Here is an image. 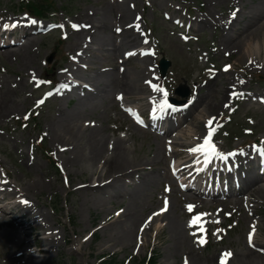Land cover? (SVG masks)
<instances>
[{
  "label": "rangeland",
  "instance_id": "1",
  "mask_svg": "<svg viewBox=\"0 0 264 264\" xmlns=\"http://www.w3.org/2000/svg\"><path fill=\"white\" fill-rule=\"evenodd\" d=\"M19 1L0 0V19L4 17L3 20L6 21L13 19L15 21L20 20L21 23H28L29 19L24 17L22 11H19L17 7H15L17 12L11 10ZM56 1L58 11L47 20H56L60 24H66L63 20L64 18L69 21L76 20L79 27L76 28L75 34L70 31L72 25L68 24L69 28H62L58 32L34 36L26 44L32 51L31 60L27 63L23 62L18 53H10L7 57L0 53V89H3L2 79L6 77V80L9 78L10 85L15 86L18 83L17 89L19 90L16 93L18 98L17 106L15 108L12 107V110L0 120V171L4 174L5 170L11 176L14 175L13 177L17 178L19 184L28 182L32 178L44 181L45 185L42 192H36L32 195L27 194V196L38 201L39 208L49 213L50 218H45V221L50 227L44 229H58V233H54L52 245L42 239L44 235L43 229H39L38 233L34 235L22 237L26 241L25 245L29 246L36 239L41 248L48 247L50 251V254H46L38 250L33 252L36 256L31 255L29 251L25 250L15 234L20 229L12 226L15 221L11 220L9 216L11 217L13 214L11 213L8 216L0 211V264H25L26 260V264H99L100 258L103 256L107 263L102 262L101 264H141L150 250L159 258L155 261V264L184 263L186 261L183 253L187 247L179 248L176 251L174 238L169 229L167 219H165L167 224L164 223L163 225L165 229H159V224H154L144 236L142 242L135 239L137 228L143 217L159 205L160 198L164 195L163 185L168 182L167 178L164 177L159 184L157 182L154 183V186H156L155 191L149 190L151 197L149 196L150 198L146 202L152 201V204L146 205V209H143V216L138 221L132 243L117 242L113 238L116 232L108 224L116 218L114 212L117 214L119 208L121 210L125 208V203H120V201L118 203L116 198L114 201L108 202L103 208L104 210L100 211V203L96 201L97 194L85 189L86 186L76 188L78 184L84 182L92 183L94 176L90 177L89 173L82 172V170H78V168L76 169V167L64 161L65 154H61V152L57 154L59 157L58 162L62 166L61 173L53 166L55 164L51 160L56 159L57 149L52 135L49 134L48 125L50 123L54 125L55 123L59 125L70 123L77 115L80 119L87 122L92 120L98 122L100 125H97V127L103 128L104 133L111 138L122 136L127 139L128 144L132 146L136 155L143 157L153 156L159 140L162 142V149L165 152L164 139L149 130L137 128L134 123L132 124L130 117L122 112L120 104L116 100V94L121 92V78L124 74L123 70H119L116 66L119 64L120 55L123 50L135 46L139 48L142 43L146 42L148 43L146 46H152L159 52V57L165 56L172 61L170 77L167 83L161 81L158 77L155 62L158 61L159 57L156 59L153 55H147L150 58L144 64H152L150 76L153 79V84L166 89L167 98L173 96L181 100H188L197 94L204 95L205 92H208V86L204 84V79L208 75L216 76L214 82L216 85L220 83L225 85L223 84L225 77L232 75L235 78L233 83L237 87L239 85L243 87L242 95L233 101L221 97L217 106H209L205 102V97L196 112L200 113V110H202L203 113V108L205 107L209 111L210 115L208 116L214 118V125L224 127L225 131L223 134L217 137L218 145L222 149L227 151L229 148H238L256 139L263 143L264 103L258 102L257 97L261 95L264 99V80L258 78L260 74L264 75V50L259 54L255 53V57L247 61L249 53H243L240 56L237 48L234 47L235 43L227 44L228 46L223 45L221 38L223 30L227 31L229 25L227 19L223 21V17L227 14L232 15L235 12V15H232L234 17L233 23L238 28H246L247 21L250 20L251 15L247 13L243 16L244 12L251 6L256 7L257 5L261 9H253L257 11L258 15H261L262 10L264 15V0ZM261 1L263 3H260ZM108 3L119 4V6L125 3L129 7L131 5L134 10L130 7L133 11L131 16L124 19V21H119L122 10L117 7L110 14L111 21L109 22H113L109 28L99 30L96 25H93V29L96 28V32L93 33L94 30H89L90 28L85 25V22L91 24L95 22L98 25H104L103 19H98L97 22L92 20L95 16H98V10H102V7ZM63 6H67L68 11L63 9ZM134 14L135 18L133 20ZM142 14L144 15L143 21L141 18ZM175 17L183 20V23L189 24L191 27L180 26V20L176 23ZM194 17L196 18L195 20ZM128 22L141 24L138 27L140 38L130 40L125 38L127 35H124V46L117 56L112 55L110 52L111 57L109 55L105 57L103 55L105 50H98L96 48L98 44L94 43L96 34L99 31L112 33V37L108 40L103 35L105 36L103 39L110 42L114 39V35L117 37L114 30L116 25L124 26ZM225 24L228 25L225 26ZM251 28H254V26H248L246 31ZM59 33L61 36L66 37L67 35L68 37L63 41L62 49L58 51L56 45L58 39H60ZM123 34H128V32ZM244 45L245 47L251 45V48L257 51L255 46L261 48L264 45V36L260 38L247 37ZM89 46H93V48H89ZM109 46L107 45V47ZM245 47L241 44L242 49ZM53 51L56 52L52 62L54 63L56 74H61L60 68L67 69L69 66L72 69H75V67L79 68V65H75L71 60L73 56L80 52L85 56L81 63L83 65L87 64L90 68L89 70L80 69V74H84L82 77L89 78V75L92 76L94 73L91 70H96L100 74L108 72L107 76L111 73L113 74L116 81L113 84H106L101 77L103 80H100L99 84L102 90L99 93L97 104L90 107L92 114L85 116V110L89 109V107H78L79 99L86 97L82 92H77L75 95H71L72 97H60L56 93L47 95L48 87L41 89V80L49 64L46 61ZM257 54L259 55L258 57H256ZM140 59L132 58L124 63V67L128 69L129 66L138 64ZM228 62L231 65L227 67H231L233 70L223 73L224 69L222 66ZM109 65L116 67L114 71L112 69L104 71L103 68ZM62 75L64 74H61L60 77ZM65 75L67 76V74ZM146 77L147 70L142 74L140 81L143 83ZM233 83H228L227 88ZM160 92L163 101L165 97L163 92ZM210 93L211 91L208 92L209 95ZM124 95L126 96V94ZM136 97V100L132 99ZM140 97L141 95L132 96L130 99L127 98V100L139 103L141 107H146L148 105L147 101L140 99ZM225 102L227 104L223 107ZM121 112L123 113L122 115ZM33 116L34 120L27 122V118ZM200 117L202 120L201 125L204 128L200 130H203L202 139L200 140L202 143L206 128L203 115L200 114ZM205 118L209 117L206 116ZM193 120L196 121V117ZM193 120L192 117L188 120L187 124L191 123L190 129H196V122H192ZM117 127H120V129H117ZM43 135L45 136L44 143ZM180 140L183 142L182 139ZM39 144L43 146L38 147ZM166 165L167 162L165 161L163 166ZM154 169L155 166L153 165L151 170ZM161 174L165 175L164 172ZM124 192L125 187L118 189L119 194H124ZM176 195H174L173 202L179 203L180 209L183 211V202L178 196L177 201ZM221 202L213 204L211 208L207 206L199 207L200 211L215 212L212 221L216 227L212 228L213 234L210 245L206 249H199L202 255L201 264H217L219 250L234 249L237 251L243 245L254 250L258 254L260 262L264 263V253L261 250L251 248L247 243L246 233L249 229V219L245 213L241 214L238 222L236 216H239V214L229 217L230 211H225L228 209L227 203ZM235 207L237 206L235 205ZM229 208L230 210L233 209ZM258 208L261 213V225L257 233L259 239L257 245L261 244L264 247V205L258 204ZM15 214H18V212H15ZM183 220L185 221V217L182 218V222ZM103 222L106 223L105 228H101ZM222 224L226 226V234H223V231L216 233L219 229L218 226ZM92 232L94 234L90 236ZM29 233H33L30 228ZM20 234L22 236V233ZM219 234H222L223 240L221 241H219ZM192 243L194 244L193 241ZM29 249L35 250L31 247ZM173 249L175 254L171 253ZM206 258L210 261L206 262ZM129 259L130 261H128ZM232 264H234L233 260Z\"/></svg>",
  "mask_w": 264,
  "mask_h": 264
},
{
  "label": "bare ground",
  "instance_id": "2",
  "mask_svg": "<svg viewBox=\"0 0 264 264\" xmlns=\"http://www.w3.org/2000/svg\"><path fill=\"white\" fill-rule=\"evenodd\" d=\"M260 3L263 2L261 1ZM117 7H120L119 10H122L119 21H124V19L130 17L133 12L132 9L125 3L122 6H119V4L108 3L106 6L102 7V10H98V16L94 18V21L96 22L98 21V19H103L105 21L104 25H98L99 30H106L109 28L110 24L113 22H109L111 21L110 14ZM253 8H255L256 10L258 8L261 9L259 6L257 7V5L256 7L251 6L247 11L244 12L243 16H245L247 13L251 15L250 20L247 21L246 28L248 26H254V28L246 31V28H238L236 27L235 23L234 25L232 23L231 29L234 30L235 35L231 36L228 41V43L230 44H236L234 47L237 48L238 54L240 56H242L243 53H249L247 61L254 58L255 53L259 54L264 50V45L261 48L255 46V48H257V51H254V48H251V45H248L246 47L244 45L245 39L247 37L260 38L261 36H264L263 12L261 10V15H258L257 11ZM124 32H128V34H126L127 36L125 37L126 39L129 38L130 40H137L139 38L137 34L129 29H125ZM227 33L229 32L227 31ZM103 35H105L106 37ZM123 36L124 35L122 34V38ZM100 37L102 38L97 39ZM104 37L106 40H108L112 37V33L103 31V34L98 35L94 40V43L98 44L96 48L104 49L107 45H110L112 54L117 55L122 49V43H118L115 39V36L114 39L110 42H107L105 39H103ZM241 44L245 47L244 49L241 48ZM22 48L23 47H18L17 50L13 49L14 51L11 48L6 49L5 56L7 57L10 53L15 52L18 53L20 58H22L23 62L27 63L29 60H31L32 51H30L28 46H25L24 50ZM258 54L256 55V57L259 56ZM148 60L149 57H146L143 60H140V62L143 64L132 65L124 72L121 78V83L122 90L127 94V98L140 94L144 97V94L148 93L147 86L140 81L142 74H144L148 68V65H144L146 64V62H148ZM95 77L96 76H91V80H94ZM100 77L104 79V82L106 84H113L116 82L112 73L108 76ZM234 81L235 78L232 75H227L225 77V82H223V84L225 85H222V83L218 85L213 84L211 86V93L208 97H206L205 102H207L209 106H217L221 97H224V99H231L234 96L233 93H235L236 91L235 83H233ZM228 83L233 84L229 85V88H227ZM17 86L18 83L15 86H12V84L10 85L9 78L3 82V89H0V120H2V118L12 110V107L15 108L17 106L18 98L16 96V93L19 92ZM59 89L60 87L57 91H59ZM213 99L214 101H212ZM202 115L203 117L210 115L209 111L205 107L203 108ZM49 128L53 136L54 144L57 143L58 147L67 151V154H65L64 157L65 161L76 167V169L78 168V170L80 169L82 170V172L89 173L90 177L94 176V181H91L92 183L86 182L87 185L85 189L93 191V193L95 194L99 193L100 195L96 197L97 201L98 199H100V203L105 204L108 202L106 198H108L109 196L110 198L120 197V202L125 203L124 213L120 217L113 219L108 225L114 228V231L116 233L113 235V238L117 242L131 244L134 238L136 226L140 217L142 216L141 210L146 208L145 205L148 197L145 196L144 186L149 182V180L144 177L140 184L137 182L132 183L131 186H128L129 191L124 195H118L117 188L120 187L118 183L124 181L127 177L132 176L136 172L145 170V164L147 162L143 160L144 157L136 155L132 147L128 145L126 139L118 137L116 138V140L111 141L112 139L104 133V129H100L99 127H91L79 120L74 119L72 122L64 123L63 125H59L58 123H55L54 125L53 123H50ZM188 128L189 127H186L180 134L174 137V145L178 148H180L181 145L187 146V143H189V146L197 145V143L194 141L192 142V144H190L191 142H189V139H192L191 136H193V139L194 137H197V134H199L198 132L203 128V126L201 125V117L198 116L196 118V129H189V137L186 138L184 137V135ZM180 139H184L185 143L181 142ZM177 147L174 151L175 155H177ZM164 159L165 156L162 149V144L161 141H158L156 154L153 156L151 161L154 162L155 165L160 166L164 162ZM100 163L102 164L101 169H99ZM155 173V177L160 175L158 172ZM159 179L160 177L156 178V180ZM263 181V177L256 175V177L251 180L250 183H247V188L243 189V191H247L246 193L250 194L249 197H260V199H264V184L262 183ZM243 183L245 184L246 182L243 181ZM8 184L9 183H2L0 192L11 191L12 189L6 187V185ZM44 185L45 183L44 181H42V179L37 180L32 178L28 182L21 183V188H15L14 191L15 193L21 194V196L19 197H25L26 200L14 199L15 197H10L8 195H2L0 197V203L6 202L7 204L12 205L15 209L18 210L19 217H12V219L16 222L12 226H14L16 229H20L19 232H16L15 234L18 236L20 243L24 246L27 252L28 246L25 245L26 241H24L23 238L27 235H31L32 233H29V226L27 225V221L22 218H24V216H32L34 218L35 227H31L33 232L38 227L48 228V223H46L45 218H50L49 213L43 209H40L35 214L33 212L34 205L31 206L30 198L27 196V194L32 195L36 192H42V190L44 189ZM25 201H27V203H25ZM4 212L5 215H7V212ZM163 215L166 217L169 229L172 232L176 251L179 248L183 249L184 247H188L187 254L190 264H201L202 255L197 254L195 249L189 244V238L186 235V223L184 224V222H182L179 203L172 202L170 210ZM41 220L43 221L41 222ZM160 220L164 219L160 218L159 216V218H157V221ZM162 225L163 223L160 225V227H162ZM103 227L105 228L106 224ZM138 228L135 234V238H137V233L140 229ZM146 232L147 230H145L144 234ZM20 233H22V236ZM47 233H49L48 235L50 236V233H52V231L48 229ZM52 239L53 236H50L48 238L49 245L53 244ZM258 240L259 239L256 236V242H258ZM259 246L264 248L263 246H261V244L258 245V247ZM41 252L50 254V251L47 248L41 249ZM171 253L175 254V250L173 249ZM229 253L231 255L225 254V256H230L229 264H232V260L234 264H264L263 262H260L258 254L254 250L244 245L237 251L233 250ZM31 255L34 254L31 253ZM209 261L210 260L206 258V262Z\"/></svg>",
  "mask_w": 264,
  "mask_h": 264
},
{
  "label": "snow or ice",
  "instance_id": "3",
  "mask_svg": "<svg viewBox=\"0 0 264 264\" xmlns=\"http://www.w3.org/2000/svg\"><path fill=\"white\" fill-rule=\"evenodd\" d=\"M232 15L234 16L235 12H233ZM28 22L33 23V24L37 23V21H35V20H30ZM16 23H19V22H16ZM16 23H12V24L5 23L3 25V27L5 29H7L9 27H13L14 28V27H16ZM61 27H63V25H61ZM74 27H79V25H74ZM185 38L187 39V37H185ZM128 54L131 55L132 53H128ZM147 83L152 84L151 81H147ZM61 87L67 88V87H69V85L64 84V85H61ZM152 87L155 90L163 92V95H164L165 99L162 101V104L163 105H167L168 104L167 90L166 89H162L159 85H155V84H152ZM47 95H51V93H48ZM233 95H235V93H233ZM169 107H171V106H169ZM213 119L214 118H210L208 120V122H207L209 128H208L207 134L203 137V142L200 143V144H197L195 147H192V148L189 149L190 152L197 153V154H201V152H202V155L204 157V163H210L211 159L215 158L217 156L220 157L223 160H227L229 155H233L234 154V153H223V152H221L217 148L215 143H213V140H212L213 131H212L211 127H210L212 125V123H213ZM141 123H143V121H141ZM25 203H27V201H25ZM165 203H167V201H165ZM193 207H194V205H188V208H189L190 211L193 209ZM201 215H205V214L201 213V214L195 216L192 219L191 223L192 224L197 223V221L200 220V216ZM226 255H231V254L230 253H226Z\"/></svg>",
  "mask_w": 264,
  "mask_h": 264
},
{
  "label": "water",
  "instance_id": "4",
  "mask_svg": "<svg viewBox=\"0 0 264 264\" xmlns=\"http://www.w3.org/2000/svg\"><path fill=\"white\" fill-rule=\"evenodd\" d=\"M169 63L168 62H164L163 64H162V68H163V70H165L166 69V67H167V65H168Z\"/></svg>",
  "mask_w": 264,
  "mask_h": 264
}]
</instances>
